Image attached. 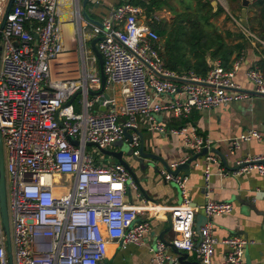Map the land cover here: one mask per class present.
Returning <instances> with one entry per match:
<instances>
[{
    "label": "built area",
    "instance_id": "1",
    "mask_svg": "<svg viewBox=\"0 0 264 264\" xmlns=\"http://www.w3.org/2000/svg\"><path fill=\"white\" fill-rule=\"evenodd\" d=\"M71 1L80 34L89 30L94 38H101L96 48L103 59L104 90L118 86L121 102L119 105L117 98L109 96L101 112L97 105L101 95L88 100V91L97 92L101 87L99 77L87 71V60L95 62V58H89L81 44L63 47L56 11L59 0H14L3 28L8 0H0V135L12 264H109L110 244L141 246L156 206L125 204L126 187H135V181L121 164L95 166L87 144L106 149L124 140L123 130H136L137 117L153 124V116L160 112L185 119L192 110L250 98L233 81L242 59L230 70L213 61L204 78L176 75L165 68L159 56V36L140 19L139 7L120 4L109 11L99 27L82 17L81 0ZM246 76L253 93L264 98V71L253 67ZM78 91L83 95L81 112H75L72 104L64 106ZM119 114L126 118L122 125ZM170 132L182 136L184 147L193 154L212 147L211 141L192 126ZM253 139H260L253 130L231 139L229 152L233 154L240 141ZM140 144L133 134L129 146L134 156H138ZM189 159L169 168L175 170ZM206 160L211 163L214 157L208 154ZM236 166L229 173L233 177L250 172L264 177V157H247ZM209 176L206 166V181ZM161 177L178 187L183 200L170 212L174 233L171 245L194 252L200 264H244L242 257L250 242L238 235L223 241L228 253L220 262H212L216 241L210 221L230 213L231 205L207 199L201 207L205 223L196 230L197 208L187 197L186 179L166 170L161 171ZM145 213L142 220L140 216ZM196 235L198 243L194 242ZM163 249L164 244L158 242L156 250H150L157 262H163ZM0 264H9L1 219Z\"/></svg>",
    "mask_w": 264,
    "mask_h": 264
},
{
    "label": "crops",
    "instance_id": "2",
    "mask_svg": "<svg viewBox=\"0 0 264 264\" xmlns=\"http://www.w3.org/2000/svg\"><path fill=\"white\" fill-rule=\"evenodd\" d=\"M82 1L79 2L80 13L83 11V8L81 9ZM238 1L241 7V2L240 0ZM250 1V5L256 9V14L253 16L255 17L254 19L253 17H247V27L244 28L240 23V16L237 19L228 10L226 0H210L213 8L212 12H216L217 8L221 9L218 16L211 19L210 22L223 36L225 44L230 46L238 42L236 37H226L227 32L235 36L238 33H242L248 40V45L240 52V57L237 59L242 60L238 71L234 75L233 81L241 90L250 94L249 99L210 109L192 110L185 119L177 118L169 112H160L153 116L155 124L150 123V121L144 118L137 117L135 121L136 130H128L129 137L136 134L139 139L141 138L145 153L159 158L156 160L142 159L139 156V152L138 156H134L127 138L121 140L123 145L118 144L114 146L112 144L104 149L103 152L96 148L91 149L93 164L98 167L120 164L112 154L122 152V160L128 163L130 167L129 175L136 183L135 187L127 185L123 198L124 203L145 208L155 205L157 208V212L150 213L148 231L144 235L143 244L141 246L133 244H110L107 251L109 264H200L194 252L175 251L171 248L174 233L172 229H169L171 223L170 212L172 208L181 205L183 200L178 187L172 182H165L161 177V171L164 170L163 163L170 166L184 158H191L189 150L184 147L182 136L173 135L170 132L185 125L194 127L200 136L210 140L212 146L210 150H216V152L225 156L227 163L231 165V167L226 168L222 164L220 156L212 152L208 154L214 157L213 162H207V154L203 158H199L197 161L191 163L186 176L183 173H179L180 176L186 179V194L189 201L192 206L197 208V213L194 217L195 227L204 221L201 207L206 203L207 199L212 202L229 203L231 205L230 213L215 216L210 221L213 228L212 236L216 241L213 247L212 262H220L228 253V248L223 241L229 237L238 235L246 238L250 242L244 250L242 257L243 263L264 264V177L259 176L256 172L242 174L237 177L229 174L232 172L230 169H234L233 166H236L237 162L247 157H264V98L253 93L254 87L246 76L247 71L253 67L264 71L263 63H260L262 59L264 60V37H259L255 31L250 29V26L255 28L256 17L258 16V8L254 5L253 0ZM126 2L128 0H88L85 8L90 4L92 7V16L87 15L92 20L100 22L107 16L110 10ZM213 2H216L215 6H213ZM139 8L142 10L140 19L147 23L151 29L154 24H158L161 27L167 25L164 20L159 19V12H164L165 15L171 14L173 18L176 15L167 8L162 7L160 10H155L147 16L143 8ZM56 11L58 24L61 26V29L62 25L66 22H70L74 28V41L70 37H67L62 30L61 42L63 47L69 49L79 47L81 44L85 48L84 46L87 44L89 48H87V51L85 50L86 53L90 58H95V62H92L89 72L99 77L98 61L91 49V43L96 38H94L89 30L87 33L85 30L80 34L81 26L74 20V6L72 5V1L59 0ZM176 12L178 13V11ZM248 12L249 9H247ZM229 18L236 22V24L239 22L240 31L233 30L232 24L226 25L224 23V20ZM223 23L225 24L224 27ZM159 39V56L165 68L169 70L163 59V56L166 55V44L161 37ZM96 45L97 43H95V47ZM170 52L176 62V70L169 71L176 75L193 74L197 77L204 78L210 70L211 63L213 61H219L211 60L209 55H207L205 60L208 64V70L204 76H198L192 71H186L181 63L182 61H195L189 55L188 50H185V53L178 54L174 48ZM180 58L182 59L181 62L179 60ZM237 60H233L228 69L222 67L225 70H230ZM95 64L98 73L92 68ZM119 91L120 89L117 88H112L111 92L104 90L110 97L114 96L117 98L120 105L121 99ZM96 111L99 112L98 110ZM125 121L126 118L119 114L118 123L122 125ZM155 126L162 127L165 131L162 133L157 132L154 128ZM251 130L256 131L260 135V139L240 141L238 148L231 154L229 152V141L231 139H237ZM125 144L132 151L130 157L125 153ZM89 147L94 148L93 146ZM206 166L209 167L210 173L207 181L205 179ZM146 216L147 213L144 216H140V218L143 220ZM140 218H138V221L141 220ZM198 241L199 237L197 235L194 236V242L198 243ZM158 242L164 244L162 263L157 262L153 253L150 252V250H156Z\"/></svg>",
    "mask_w": 264,
    "mask_h": 264
},
{
    "label": "trees",
    "instance_id": "3",
    "mask_svg": "<svg viewBox=\"0 0 264 264\" xmlns=\"http://www.w3.org/2000/svg\"><path fill=\"white\" fill-rule=\"evenodd\" d=\"M171 1L179 3L182 12L177 13ZM253 1L258 8V16L255 28L250 26V29L255 31L259 37H264V0ZM128 2L143 8L147 16L162 7L176 14L169 28L167 25L165 27L158 24L152 26V29L165 41L166 55L163 59L166 67L171 71L176 70V62L170 52L174 48L178 54L188 50L189 55L195 59L193 62L179 59L186 71L204 76L208 70L205 60L207 55L211 60H219L222 66L228 69L231 62L237 60L240 52L248 45V40L242 33L235 36L229 32L226 33V37H236L238 42L230 46L225 44L223 36L210 22L218 16L221 9L217 8L216 12H212L210 0H128ZM260 63L264 66L263 59Z\"/></svg>",
    "mask_w": 264,
    "mask_h": 264
},
{
    "label": "water",
    "instance_id": "4",
    "mask_svg": "<svg viewBox=\"0 0 264 264\" xmlns=\"http://www.w3.org/2000/svg\"><path fill=\"white\" fill-rule=\"evenodd\" d=\"M14 0H8V3L6 5L5 8V12L3 15V19H2V23H1V28H3L7 15L9 14L12 4H13ZM88 2V0H83L82 1V7H83V11H82V17L88 21L91 24H94L96 26L101 27L100 22L92 20L86 13V11L84 10L86 3ZM241 2V13H240V23L241 25L246 28L247 27V21H246V12H247V8L250 4V0H240ZM213 6L216 5V2L212 3ZM101 38H96L94 39V41L91 43V49L94 52V54L96 55L97 61H98V65H99V78H100V83H101V87L100 90L97 92H93V91H88V95L90 97H97V105H99V111L104 112L105 108H103L101 105L103 103L104 100H108L109 95L104 92L105 89V76L103 74V59L101 54L98 52L97 48L95 47V43H97ZM1 50V49H0ZM81 91L76 92L68 102H66L64 104V106H69L72 104V102L75 100V98L77 97V95L81 94ZM128 130L129 129H124L123 130V135L125 138H127L129 140V142L131 141V137H129L128 134ZM73 145L77 146L78 142L72 140L71 138L68 139ZM141 141V138H140ZM88 146H93L96 147L94 144H87ZM101 152L104 151V149H99ZM139 152V156L142 159H152V160H156L159 159L156 156L152 155V154H146L145 150L143 148V143L141 141V144L139 146L138 149ZM216 153L220 156V159L222 161V164L226 167L229 168L231 167V165H229L227 163L226 157L223 156L222 154H220L219 152H216V150H209L207 151V149H203L200 153L198 154H193L192 151L189 150V153L191 155V158L184 164L179 165L175 170H171L169 168V166L165 163H163V169L166 170V172L172 174L173 176L178 175L179 173H183V175H187L189 172V168L191 163L197 161L199 158H203L205 155H207L208 153ZM126 155L128 157H130L132 154L130 152H125ZM122 152L117 153V154H112L115 158H117L118 162L125 167V169L128 171V173H130V167L128 165V163L124 160H122ZM160 161H162L160 159ZM235 165V164H234ZM234 169H230V170H235L237 169V166H233ZM133 177V176H132ZM0 219H1V225H2V229L4 232V235L6 237V250H7V254H8V261L9 264H12V259H11V247H10V226H9V218H8V211H7V194H6V176H5V159H4V151H3V145H2V140H1V135H0ZM170 223V222H169ZM205 223V220L202 221L200 224H197V226L195 227L196 230H198L201 226H203V224ZM171 229V223H170V228ZM171 248L173 250L176 251V249L171 245Z\"/></svg>",
    "mask_w": 264,
    "mask_h": 264
},
{
    "label": "rangeland",
    "instance_id": "5",
    "mask_svg": "<svg viewBox=\"0 0 264 264\" xmlns=\"http://www.w3.org/2000/svg\"><path fill=\"white\" fill-rule=\"evenodd\" d=\"M172 2V4H173V6H174V8H175V10L176 11H178V12H182V7L180 6V4L179 3H177V2H175V1H171ZM251 2V1H250ZM82 5V4H81ZM81 5H80V7H81ZM226 5H227V8H228V10L231 12V14L234 16V17H236L237 19L239 18V16H240V9H241V7H240V4H239V1L238 0H226ZM83 7H81V9H82ZM247 9H249V12L247 13L246 12V20H247V17H253V16H255V14H256V9H255V7H253V6H251L250 4H249V6H248V8ZM85 11H86V13L88 14V15H91L92 16V7L90 6V4L85 8ZM81 14H82V12H81ZM160 16V17H159ZM163 16V17H162ZM165 16V17H164ZM158 17H159V19H162V20H164L165 21V23H167V26H168V28L170 27V25H171V23H172V20L174 19L173 18V16L171 15V14H169V15H165V13L164 12H159V15H158ZM255 17H253V19H254ZM230 20V21H229ZM238 21V20H237ZM231 22V23H230ZM165 23H163V25H165ZM224 23L227 25V24H232L231 26H233L232 28H233V30H238V31H240L239 30V22L236 24V22H234L232 19H225L224 20ZM223 23V27L225 26V24ZM86 33L87 32H89L88 30H86L85 31ZM163 42V41H162ZM85 50L87 51V48H89V46L86 44L85 46ZM90 58V57H89ZM91 64H92V61H91V59H88L87 60V71L89 72V69L91 68ZM92 68H94L95 70H96V73H98V70H97V66H96V64L92 67ZM113 88H117V89H119V87L118 86H114ZM111 88L109 89V92H111ZM119 96V95H118ZM88 100H93V97H88ZM82 101H83V95L82 94H79V95H77V97L75 98V100L73 101V103H72V105H73V107L75 108V110H76V112L78 111V112H81V109H80V107H81V103H82ZM118 144H120V145H123V142L122 141H119V142H116V144L114 143V146H117ZM126 145V144H125ZM91 149H95V147L94 148H92V147H87V152L88 153H90V154H92L91 153ZM97 151V150H96ZM98 152V151H97ZM125 152H130V153H132V151L130 150V148L126 145V148H125ZM93 155V154H92ZM133 158V157H132ZM131 158V159H132ZM129 161H131L130 159H129ZM139 162V161H138Z\"/></svg>",
    "mask_w": 264,
    "mask_h": 264
},
{
    "label": "bare ground",
    "instance_id": "6",
    "mask_svg": "<svg viewBox=\"0 0 264 264\" xmlns=\"http://www.w3.org/2000/svg\"><path fill=\"white\" fill-rule=\"evenodd\" d=\"M70 3V2H69ZM62 30L66 34L67 37H70L73 41L75 40L74 38V28L70 22H66L65 24L62 25Z\"/></svg>",
    "mask_w": 264,
    "mask_h": 264
}]
</instances>
